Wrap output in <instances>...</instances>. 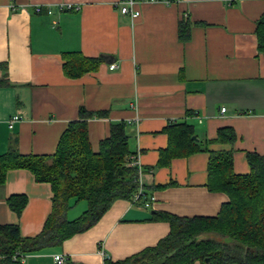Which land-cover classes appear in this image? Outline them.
Masks as SVG:
<instances>
[{
  "label": "crops",
  "instance_id": "0c3cea01",
  "mask_svg": "<svg viewBox=\"0 0 264 264\" xmlns=\"http://www.w3.org/2000/svg\"><path fill=\"white\" fill-rule=\"evenodd\" d=\"M117 1L0 0V154L15 146L23 155H52L84 108L96 114L87 120L94 151L111 124L125 125L145 197H154L150 207L115 201L92 227L25 255L23 264H57L56 255L64 257L61 264H104L101 249L111 262L120 261L167 235L168 224L154 220L155 212L216 216L227 197L206 186L208 151L156 167L170 124L191 125L200 144L215 139L219 128H231V145L207 148L232 149L236 174L249 172L246 153L264 156V52L256 39L264 0L144 2L133 20L120 14ZM67 4L77 10L58 9ZM181 21L189 24L186 39L178 35ZM64 52L101 62L70 78L62 70ZM15 114L20 118L8 128ZM20 194L27 201L17 216L6 199ZM51 197L49 183L36 182L25 169L8 170L0 186V225L17 224L21 237L37 235L51 212ZM81 202L70 201L68 220L86 209L68 216Z\"/></svg>",
  "mask_w": 264,
  "mask_h": 264
},
{
  "label": "trees",
  "instance_id": "16d2710c",
  "mask_svg": "<svg viewBox=\"0 0 264 264\" xmlns=\"http://www.w3.org/2000/svg\"><path fill=\"white\" fill-rule=\"evenodd\" d=\"M188 30L189 24L181 21L179 38L186 39ZM256 39L258 51L264 52V14L256 23ZM62 58L63 73L70 78L94 71L101 62L100 57L88 58L79 52H64ZM93 115L80 108L78 119L69 122L52 155H23L15 146L0 154V186L8 170L25 169L36 182L49 183L52 191L51 212L37 235L21 237L17 224L0 225V264H23L25 255L60 245L92 227L115 201L132 202L138 173L126 163L130 151L125 125L111 124L109 136L94 151L87 128V120ZM165 131L168 144L160 151L156 167H168L175 157L208 151L206 186L209 191L223 193L227 201L214 217L182 218L155 212L154 220L168 224L167 235L133 256L115 262L105 259L104 264H264V156L246 153L249 172L236 174L232 149L207 148L209 144L231 145L236 138L231 128H219L215 139L203 144L193 139L189 124L173 123ZM71 200L85 201L86 209L68 220ZM6 201L19 216L27 199L20 194Z\"/></svg>",
  "mask_w": 264,
  "mask_h": 264
},
{
  "label": "built area",
  "instance_id": "2783aa9c",
  "mask_svg": "<svg viewBox=\"0 0 264 264\" xmlns=\"http://www.w3.org/2000/svg\"><path fill=\"white\" fill-rule=\"evenodd\" d=\"M9 1H11V0H9ZM172 1H174V0H118L116 2V6H117V9L120 12V14L126 15L133 20V19L138 18L140 16V9L138 8V6L141 3H144V2H160L162 4H169ZM10 7H12V9H13L14 6L10 5ZM58 9L59 10H64V9L65 10H75V9L77 10V7H73L72 5L67 4V5H59ZM34 10L36 12H40V7L36 6L34 8ZM47 13L50 14L51 10H48ZM115 67H116L115 64H110V66H109V68L111 70L115 69ZM220 111L224 112L225 108L224 107L221 108ZM19 118L20 117L18 114L13 115L8 121V128H12L13 124L16 121H18ZM126 163L128 166L136 168L137 173H138V189L132 198V203H142L143 206L150 207V205L154 202V197L151 196L147 199L144 195V191H143V187H142L141 179H140L142 170H141V167H140V164L138 161V156L129 155L128 157H126ZM100 254L104 258V260L108 258V256L106 255V253L104 252L103 249L100 250ZM54 260L57 264H61L62 262H64V257L61 255H56V256H54Z\"/></svg>",
  "mask_w": 264,
  "mask_h": 264
},
{
  "label": "rangeland",
  "instance_id": "374dc122",
  "mask_svg": "<svg viewBox=\"0 0 264 264\" xmlns=\"http://www.w3.org/2000/svg\"><path fill=\"white\" fill-rule=\"evenodd\" d=\"M85 208H86V203H85V201H82V202L80 203L79 207L75 208L72 212H70V213L68 214V216H69V217H72V214H73L74 212H77L78 210L81 211V209L84 210Z\"/></svg>",
  "mask_w": 264,
  "mask_h": 264
},
{
  "label": "water",
  "instance_id": "95a60500",
  "mask_svg": "<svg viewBox=\"0 0 264 264\" xmlns=\"http://www.w3.org/2000/svg\"><path fill=\"white\" fill-rule=\"evenodd\" d=\"M193 139H195V140H196V137H195V136H193Z\"/></svg>",
  "mask_w": 264,
  "mask_h": 264
}]
</instances>
